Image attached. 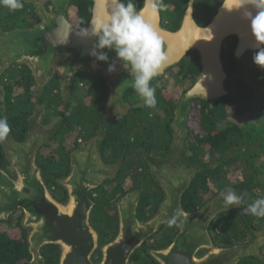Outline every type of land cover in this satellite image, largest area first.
Instances as JSON below:
<instances>
[{
    "label": "water",
    "instance_id": "obj_1",
    "mask_svg": "<svg viewBox=\"0 0 264 264\" xmlns=\"http://www.w3.org/2000/svg\"><path fill=\"white\" fill-rule=\"evenodd\" d=\"M23 1L37 4L41 21L30 29L4 31L0 28V74L15 64L24 63L31 69L39 87L53 76L62 78L66 86L70 84L71 76L76 74L94 75L99 72L111 76L112 73L108 72L109 59L100 62L90 56L97 38L92 35L81 37L78 33L82 28L75 29L70 23L67 14L69 0ZM92 2L90 20L83 27L89 32L91 21L102 19L105 11L111 7L110 0L103 6L99 0ZM47 4H51L52 11L45 9ZM247 7L255 14L251 6ZM141 9H144L145 18L154 25L164 41L168 56L167 63L157 76L178 64L191 50L196 52L199 59L200 73L184 94L182 108L176 113L175 125L183 126L190 99L205 100L212 107L220 98L234 96V91L225 87L227 75L221 60L224 46L232 39L235 40L233 59L238 78L246 85L251 84L247 68L255 65L252 56L259 49L251 35L249 22L242 16L243 9L228 12L222 5L205 26H199L193 20L190 4L180 27L174 32L160 26L159 12L152 15L146 0H143ZM133 80L134 77L118 75L109 82L111 105L121 100L125 90L133 89ZM141 105H144L142 99ZM38 140L31 139L19 144L8 140L3 144V150L11 160V172L0 169V222L21 211L22 226L28 229L27 242L31 256L28 264H44L40 250L46 245L59 247L58 264H129L134 251L159 226L168 222L174 223L179 233L167 248L151 252L159 264H238L246 257L259 259L264 236L256 231H252L254 239L247 244L215 247L209 227L221 210L231 206H225L220 195L199 210L185 213L179 204L182 190L178 189L181 186L175 193L167 192L159 213L145 223L136 218L139 194L130 193L122 198L117 205L118 233L113 241L100 248V262L94 263L92 258L99 245L97 232L90 224V213L94 206L90 192L97 188L101 178L112 175L101 167L97 157L84 161L87 155H71V173L60 182L67 192V201L60 203L52 197L36 166V152L44 137L40 144ZM203 250L206 253L197 256Z\"/></svg>",
    "mask_w": 264,
    "mask_h": 264
},
{
    "label": "trees",
    "instance_id": "obj_2",
    "mask_svg": "<svg viewBox=\"0 0 264 264\" xmlns=\"http://www.w3.org/2000/svg\"><path fill=\"white\" fill-rule=\"evenodd\" d=\"M77 8V17L80 26L85 27L90 19V0H71ZM126 2V0H125ZM137 9L142 5V0H133ZM164 5L172 0H162ZM21 13L32 14L34 6H27L23 1ZM165 18L169 20L170 26L178 27L182 18V13L178 12L171 16L167 9H163ZM17 12L9 11L5 7H0V26L4 31L21 28L13 22H9L10 14ZM35 13V12H34ZM38 14V13H37ZM212 15L207 18H200V22L206 24ZM28 27L32 28L39 24L41 18L37 15L28 18ZM171 20V21H170ZM31 21V22H30ZM199 22V23H200ZM223 69L227 75L226 89L233 90L234 96H225L217 100L212 107L202 99H190L195 102L189 113L184 117L188 126V134L185 139L186 146L180 151L184 156L183 163L192 168L193 179L191 183L183 185L179 198L180 208L185 213H192V207L196 204L210 199L222 192L231 189L238 196H241V204L232 209L221 210L214 223L215 230L211 229L213 235V245L217 248H227L241 244L246 237L251 236L252 231L264 230V217L256 216L249 212L248 205L255 200L264 199V68L257 65L250 67L251 84L241 83L232 58V48H225L221 53ZM7 68L0 75L1 100L0 110L3 111L5 119L10 126L9 134L18 143H23L29 134L30 118L37 108L47 110L57 117L56 108L60 104L58 92L53 93V89L58 87L57 82L49 86L39 87L32 91L34 77L29 67L24 65ZM191 73L198 75V64L195 65ZM88 76V75H87ZM103 82V79L101 78ZM18 83L23 88L21 93L14 90ZM102 85V86H101ZM18 87V86H16ZM104 84L99 81L92 82V78L87 77L86 86L82 95L101 94L103 97ZM79 92H74L73 97L77 98ZM133 104L138 101L136 94H133ZM136 97V98H135ZM156 102L158 95L155 94ZM99 98L91 105L96 108L99 105ZM170 108L166 106L165 114L157 112H140L138 116L131 119L121 130H114L115 138L109 139V130L105 139L102 140L103 147H109L113 153L116 145L124 143L123 147L131 153L134 145L142 139H147L151 144L157 143L160 137L167 139L172 134L170 124L174 120L173 107L171 101L168 102ZM199 105V108L196 107ZM83 113L80 116L72 114V117L59 121L57 129L74 128L81 126L84 131L89 129L93 121L89 115L91 110L88 107L80 106ZM52 108L54 110H48ZM46 113V112H45ZM82 114L85 118L81 117ZM188 115V117H187ZM177 116V114H176ZM239 118V122L230 117ZM50 116L43 114L42 123L48 124ZM84 122V123H83ZM184 123V122H183ZM56 129V130H57ZM159 136V137H157ZM186 136V135H185ZM52 138V137H51ZM50 139V137H49ZM61 139V138H60ZM43 140L39 146V154L35 158L36 166L41 172L43 182L52 197L60 203L67 201V192L61 185V181L71 173V156L63 147L57 150L52 149L51 144H45ZM164 145L163 140L160 146ZM155 147V146H154ZM0 141V169L8 173L9 161L3 150ZM190 155L186 156L185 153ZM129 158L124 161L123 174L118 178L123 183L124 176H129L134 182L139 180L140 175H135L130 167L135 161ZM124 175V176H123ZM139 182V181H138ZM145 188V193L137 201L136 218L139 222H148L156 213L157 194L152 190H147L148 184L140 181ZM137 185L139 187L141 184ZM185 183V184H186ZM136 186V184H135ZM90 192L94 206L90 213V224L98 235L99 249L92 258L94 263H99L101 259L100 248L113 241L118 233L117 202L126 196V192L120 187L106 189L105 186H98ZM175 193V191H174ZM96 194L95 196H92ZM161 202V201H160ZM201 204V203H200ZM199 204V206H200ZM22 213L11 215L7 221L0 222V264H28L31 256L28 251L27 234L28 229L22 226ZM169 225L170 233L164 234L159 240L149 244L148 240L136 249L131 256L129 264H159L150 254L151 250L159 251L167 248L175 239L178 227L172 223ZM166 224V223H164ZM10 225L19 229V236H11L5 232L4 226ZM163 225V224H162ZM160 226L158 231H161ZM252 230V231H251ZM153 236V235H152ZM264 249V245L262 247ZM151 251V252H153ZM44 259V264H58L60 249L57 245H46L40 250ZM203 253L199 252L197 256ZM238 264H264V260L255 257L243 258Z\"/></svg>",
    "mask_w": 264,
    "mask_h": 264
},
{
    "label": "flooded vegetation",
    "instance_id": "obj_3",
    "mask_svg": "<svg viewBox=\"0 0 264 264\" xmlns=\"http://www.w3.org/2000/svg\"><path fill=\"white\" fill-rule=\"evenodd\" d=\"M70 4L68 5V19L70 23H72L73 27L75 29H80V21L76 15L77 8L74 6L69 0ZM91 2V10L93 2ZM27 6H32L33 4L30 2H25ZM191 4V12L193 16V20L197 23L199 26H203V24L200 22V18L204 19L207 18L208 15H212L210 18L208 17L207 23L211 20V18L216 14L219 7L223 5V0H172L171 3H168L166 5L167 12L171 16H175L176 13L181 12L182 18L185 14V12L188 10L189 5ZM34 10L37 9L38 13V6L37 4H34ZM143 6V0L142 5ZM33 7V6H32ZM141 7L139 9H141ZM45 9L52 11L51 4L45 5ZM138 9V10H139ZM91 10H90V17H91ZM39 15V14H38ZM165 12L164 10L159 11V17H160V26L169 31L174 32L176 31L181 24V20L179 22L178 27L174 29V27L170 26L169 20L165 18ZM39 17V16H38ZM90 20V19H89ZM171 21V20H170ZM89 22V21H88ZM200 22V23H199ZM206 23V24H207ZM204 24V26L206 25ZM38 25V24H37ZM83 28V27H82ZM232 48V58L234 55V48H235V40L232 39L231 41H228L226 45L224 46L223 50L225 48ZM104 52L107 53L109 57V61L111 64H115V71L112 72L111 76H104L102 73H96L94 75H86V74H76L72 75L69 85L64 84V80L62 78H59L58 76H55V78H50L43 86H49L51 82H57L54 79H57L58 87L56 89H53V93L56 94L58 92L60 104L56 108L57 114H61L62 116L58 115L57 117L53 116L52 113H50L47 110H44L46 113L45 115L50 116L49 123L43 124L42 119L41 123L37 128L41 129V131H45L44 133L47 135L46 138L48 139V142L45 144H50L49 137L56 138V136L60 135L61 139L60 141H65L68 135L73 134V140L71 144V149L67 150L69 151V155L74 156H84L87 155V157L84 159V161H87L90 158L97 157L101 162V167L104 170H114L113 175L110 178H105L103 181L99 183L98 186H105L106 189H115L120 187V189L124 190L126 192L125 195H128L130 193L133 194H139V199L141 198L142 194H144L145 188L140 183V181H144L148 184L147 190H152V193H156L157 198V204H156V213L152 218H154L160 210L161 204L166 200L167 198V192L177 190L181 186L185 185V183L189 182L191 183L193 179L192 175V168L190 165L188 166L186 163H183L184 156L180 153V151L186 146L185 139L187 138V132L186 136L182 139H176L174 136V133L172 131L171 136L169 139H167L166 136L160 137V139L157 141V143L151 144L147 139H142L138 143L134 145V148L132 149L131 153L127 151L122 145V143L119 145H116V151L113 153L112 149L109 147H103L102 140L105 139L108 131L110 130L111 133L109 135V139L115 138L116 133L114 130L118 129L121 130L122 127H124L131 119L136 118L138 115L135 114V112H157L158 114L162 115L165 114L166 106L168 107V110L171 106H169L168 102L171 101L172 104H174L173 107V116L174 120L176 117V113L180 111V108H182V99L184 97V94L189 90L192 85L194 84L196 78L198 77L200 73V66L198 62V56L195 51L191 50L189 51L182 59L181 61L174 65L173 67H170L156 78H153V80L150 82V86L155 88V94L158 95V101L156 102L155 107H148L145 104L141 105V98L138 96V94L133 89H127L123 92L122 98L119 102H116L115 104L111 105V90L109 82L113 81L114 78L118 75H122L125 77H134V74H131V67L129 65H122V63L116 59V54L114 51L104 49ZM256 53V52H255ZM253 54V56L255 55ZM252 56V59H253ZM234 60V59H233ZM198 64V75H194L195 73H191V70L196 67L195 65ZM17 68H19L18 65H16ZM92 78V82L99 81L100 84H104L105 89L103 91V97L101 94L93 93L92 95H82L84 92L87 77ZM101 78L103 79V82L101 81ZM171 78V79H170ZM172 80V82L175 85L181 84L182 89L180 92L174 91V89H170L167 87L169 81ZM35 81V80H34ZM241 82V81H240ZM243 83V82H241ZM245 84V83H244ZM102 86V85H101ZM43 87L41 86V89ZM39 89L38 84L34 83V86H32V91H36ZM74 92H79V96L77 98L73 97ZM136 94V97L138 98V101L133 104V98ZM135 97V98H136ZM99 98V105H97L96 108H93L91 105L95 103V100ZM195 102L189 101V110L191 111L192 106H194ZM85 106L90 108L91 114L89 117L93 119L91 124L89 125V129L84 131L81 126H76L74 128H67L65 129H57L58 124L51 127L50 123L59 118V120H63L64 118L72 117V114H75L76 116H80L81 113H83V110H81L80 106ZM196 107L199 108V105H196ZM52 108L48 109L51 110ZM53 110V109H52ZM54 113V110H53ZM83 118L84 115L82 114ZM188 117V115H187ZM42 118V117H41ZM75 119L74 117H72ZM174 122V121H173ZM172 122V123H173ZM84 123V122H83ZM172 123L170 124L171 130L172 129ZM34 125V113L30 118V124H29V134L25 142L28 140L34 139L38 140L39 137L43 138L41 135H39L37 132H35L36 129L33 128ZM186 126V125H185ZM187 128V126H186ZM57 129V130H56ZM11 137V135H10ZM159 137V136H157ZM44 140H47V139ZM10 140V139H9ZM11 140L15 143H18L15 141L12 137ZM163 140L164 145L160 146V142ZM23 142V143H25ZM7 143L4 142V144ZM3 145V143H2ZM155 146V147H154ZM40 150V149H39ZM39 150L36 152V156L39 154ZM135 161L134 164L131 163L130 167H132V171L135 172V175H140L139 180H135L134 182L131 180L130 175L124 176L123 183L120 185L118 184L120 179H118L122 174V169L124 168V161L129 158ZM186 156H189L190 153H185ZM184 170L186 173L181 174V172ZM8 173L9 170H8ZM121 174V175H120ZM120 175V176H119ZM13 177V175H11ZM14 178V177H13ZM139 181V182H138ZM128 183V184H126ZM141 184L139 187L137 185ZM127 186H126V185ZM136 184V186H135ZM97 186V187H98ZM93 192V191H91ZM96 194H93L92 196H95ZM219 195V194H218ZM217 195V196H218ZM214 196L213 198L217 197ZM125 197V196H124ZM122 197V198H124ZM121 198V199H122ZM210 199H204L205 201L200 202L196 204L194 207H192V211L189 212H195L199 210L201 207H203L207 202L212 200ZM92 199V197H91ZM117 202L116 206L120 202V200ZM93 200V199H92ZM161 201V202H160ZM200 204V206H199ZM239 205H233L231 206V209L233 207H238ZM117 209V217H118V208ZM183 209V208H182ZM230 209V208H227ZM223 209L222 211H224ZM16 212L13 215H18ZM21 214V213H20ZM221 214V213H219ZM219 215L216 216L218 218ZM150 218L149 220H151ZM216 218L213 220V222L210 225L209 228V234L213 243V235L211 233V229L215 230L216 233L219 231L214 227V223L216 224ZM118 219V218H117ZM170 223H166L161 225L162 229L161 231H157L154 233L153 236H151L148 239L149 244L155 241L159 240L164 236V234L170 233L169 225ZM160 227V226H159ZM252 231V230H251ZM256 231V230H255ZM257 233H260L264 236V230L262 231H256ZM179 233V228L177 232L175 233V236ZM254 239L253 233L251 232L250 237H246L245 240L241 244H247L251 242ZM263 247V246H262ZM260 249V257L258 260H264V249ZM153 251V250H151ZM151 251L149 254L151 255ZM201 253H206V251H199Z\"/></svg>",
    "mask_w": 264,
    "mask_h": 264
},
{
    "label": "clouds",
    "instance_id": "obj_4",
    "mask_svg": "<svg viewBox=\"0 0 264 264\" xmlns=\"http://www.w3.org/2000/svg\"><path fill=\"white\" fill-rule=\"evenodd\" d=\"M109 0H99L101 6ZM111 7L105 11L102 19L91 21V32L82 28L81 37L89 35L97 38L90 56L96 61L107 62L109 57L104 49L114 51L116 59L123 67L129 65L134 74L132 87L148 107H155V88L150 82L162 70L168 61L164 41L154 25L144 15V9H137L133 0H110ZM152 15H158L166 8L162 0H146ZM23 0H0V7L9 11L23 8ZM251 6L255 14L248 10ZM223 8L228 12L243 9L242 16L249 22L250 32L258 51L253 56L255 65L264 68V0H223ZM115 71V64H110L108 72ZM10 126L5 118L0 117V139L7 136ZM225 206L238 205L242 197L229 189L220 193ZM251 214L264 217V199L255 200L248 205Z\"/></svg>",
    "mask_w": 264,
    "mask_h": 264
},
{
    "label": "rangeland",
    "instance_id": "obj_5",
    "mask_svg": "<svg viewBox=\"0 0 264 264\" xmlns=\"http://www.w3.org/2000/svg\"><path fill=\"white\" fill-rule=\"evenodd\" d=\"M30 3H32L33 4V2H30ZM33 6L35 7V5L33 4ZM39 8V7H38ZM35 12V13H34ZM34 15H37V16H39V18H41L42 16L41 15H38L37 14V9H35L33 12H32V14H27V13H21V12H19V10H17V12H15V13H12V14H10V16L9 17H11L10 19H8V21L9 22H13V23H15L16 25H18L19 27H21V28H23V29H30V27H28V18L30 17V16H34ZM31 22V21H30ZM36 26V25H35ZM0 28L2 29V27L0 26ZM3 30V29H2ZM16 65H24V66H27L26 64H24V63H22V64H15V65H13V66H16ZM12 67V66H11ZM28 67V66H27ZM10 68V67H9ZM30 69V68H29ZM248 69V72H249V76L251 77V72H250V66L247 68ZM6 70V69H5ZM4 70V71H5ZM4 71H2L1 72V74L4 72ZM30 71H31V69H30ZM0 74V75H1ZM87 75V74H86ZM53 78H55V76H53ZM171 79V78H170ZM55 81H57L58 82V80L57 79H54ZM53 82H51V84H52ZM16 86H18V87H16ZM168 88H169V90L170 89H174V91H176V92H180L181 91V89H182V86H181V84H177V85H175L173 82H172V80H170L169 81V83H168V86H167ZM14 90L18 93H21L22 91H23V88L22 87H20V85H18V83L15 85V87H14ZM2 90H1V86H0V100H1V92ZM42 108H37L36 110H35V112H34V125H33V128L34 129H36L35 130V132H37L39 135H41L42 137H44V139L46 138V134L44 133L45 131H41V129H39V128H37L38 126H39V124L41 123L40 121H41V117H42V115L43 114H45V111H42L41 110ZM188 112V111H187ZM140 112H135V114L136 115H138ZM189 113V112H188ZM0 117H2V118H5V116H4V113H3V111L2 110H0ZM230 119H233L234 121H237V122H239L240 120H239V118L237 119V118H235V117H230ZM60 120H59V118H57V119H55L54 121H53V123L51 122L50 123V125H51V127L52 126H54V125H57L58 124V122H59ZM54 124V125H53ZM187 126V123L186 122H184V124H183V126H181V125H175V123L173 122L172 123V129H173V133H174V136H175V138L176 139H182L183 137H185V135H186V131H187V129H188V126H187V128H186V126ZM182 128V129H181ZM73 137H74V135L73 134H71V135H68L67 136V138L65 139V141H60V138H61V136L60 135H58V136H56V138L54 139V138H50L49 139V141H50V144H51V147H52V149H54V148H56L57 150H59V148H65V149H67V150H70L71 149V144H72V140H73ZM11 140V137H10V134L8 133L7 134V136L6 137H4V138H2V139H0V141H1V143H3L4 144V142H6V140L8 141V140ZM41 137H39V140H38V144H40V142H41ZM47 139V138H46ZM19 144V143H18ZM18 144H15V145H18ZM21 145V144H20ZM7 158H8V160H9V167H8V170H9V172H11V168H10V159H9V157L7 156ZM110 171V170H109ZM182 171V170H181ZM113 173H114V170L112 169L111 171H110V174L111 175H113ZM184 173H186V171H182L181 172V174H184ZM109 178V177H108ZM104 179H100V181L99 182H101V181H103ZM126 184H128V183H126ZM125 184V185H126ZM127 186V185H126ZM110 190V189H109ZM175 191V190H174ZM218 196H220V194L218 195ZM241 204V202L238 204V205H240ZM237 206V205H236ZM16 212H20L21 213V211H16ZM15 212V213H16ZM14 213V214H15ZM20 213H17L18 215L20 214ZM13 215V214H12ZM16 216V215H15ZM213 222V221H212ZM214 225V224H213ZM210 228V227H209ZM4 229H5V232H7L8 234H10L11 236H15L16 238L19 236V229L18 228H13V227H11L10 225H5L4 226ZM154 235V234H153ZM152 236V235H151ZM150 236V237H151Z\"/></svg>",
    "mask_w": 264,
    "mask_h": 264
},
{
    "label": "bare ground",
    "instance_id": "obj_6",
    "mask_svg": "<svg viewBox=\"0 0 264 264\" xmlns=\"http://www.w3.org/2000/svg\"><path fill=\"white\" fill-rule=\"evenodd\" d=\"M66 213H69V211H68V212H66Z\"/></svg>",
    "mask_w": 264,
    "mask_h": 264
}]
</instances>
